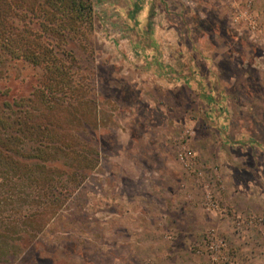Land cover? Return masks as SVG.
Segmentation results:
<instances>
[{
	"label": "rangeland",
	"instance_id": "374dc122",
	"mask_svg": "<svg viewBox=\"0 0 264 264\" xmlns=\"http://www.w3.org/2000/svg\"><path fill=\"white\" fill-rule=\"evenodd\" d=\"M92 3V27L54 40L73 83L48 112L87 143L0 186V264H264V0ZM43 79L9 58L0 106Z\"/></svg>",
	"mask_w": 264,
	"mask_h": 264
},
{
	"label": "trees",
	"instance_id": "16d2710c",
	"mask_svg": "<svg viewBox=\"0 0 264 264\" xmlns=\"http://www.w3.org/2000/svg\"><path fill=\"white\" fill-rule=\"evenodd\" d=\"M93 11L92 0H0V67L12 58L44 68V79L35 93L0 106L1 187L11 184L15 176L18 181L28 175L36 180L48 170L45 164L26 170L23 159L47 161L62 151L72 154L77 151V144L87 143L80 136L75 144L60 136L58 127H64L57 121V114L50 116L48 112L60 104L59 93L71 91L73 83V71L58 54L55 41L79 34L84 23L92 27ZM84 119L83 116L79 121L86 127ZM83 145L81 148L86 149ZM67 172L72 185L65 184L63 189L69 196L82 184L85 174L78 170ZM47 190L50 198L64 194L63 190L55 191L51 184Z\"/></svg>",
	"mask_w": 264,
	"mask_h": 264
},
{
	"label": "built area",
	"instance_id": "2783aa9c",
	"mask_svg": "<svg viewBox=\"0 0 264 264\" xmlns=\"http://www.w3.org/2000/svg\"><path fill=\"white\" fill-rule=\"evenodd\" d=\"M208 248L213 260L218 261L219 263L220 258L225 252V244L222 241H218L214 235H208ZM225 257H223V260L220 261L222 264H239L237 261L231 259L228 260V258Z\"/></svg>",
	"mask_w": 264,
	"mask_h": 264
}]
</instances>
